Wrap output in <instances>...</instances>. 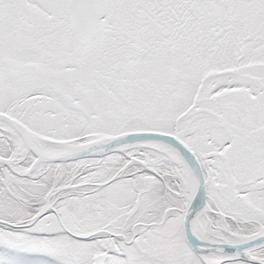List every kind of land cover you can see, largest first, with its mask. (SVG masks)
<instances>
[{"label": "snow or ice", "instance_id": "1", "mask_svg": "<svg viewBox=\"0 0 264 264\" xmlns=\"http://www.w3.org/2000/svg\"><path fill=\"white\" fill-rule=\"evenodd\" d=\"M0 264H264V0H0Z\"/></svg>", "mask_w": 264, "mask_h": 264}]
</instances>
